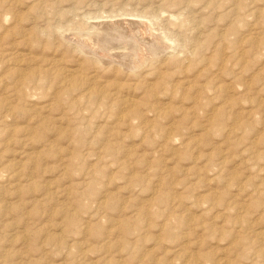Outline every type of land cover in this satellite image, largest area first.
Instances as JSON below:
<instances>
[{
    "label": "rangeland",
    "instance_id": "374dc122",
    "mask_svg": "<svg viewBox=\"0 0 264 264\" xmlns=\"http://www.w3.org/2000/svg\"><path fill=\"white\" fill-rule=\"evenodd\" d=\"M47 1L0 0V264H264V0ZM122 19L160 57L75 41Z\"/></svg>",
    "mask_w": 264,
    "mask_h": 264
},
{
    "label": "bare ground",
    "instance_id": "6f19581e",
    "mask_svg": "<svg viewBox=\"0 0 264 264\" xmlns=\"http://www.w3.org/2000/svg\"><path fill=\"white\" fill-rule=\"evenodd\" d=\"M39 1V0H38ZM47 1V0H46ZM213 1V0H212ZM224 1V0H223ZM48 2V1H47ZM229 2H231V1H229ZM234 2V1H233ZM238 2H241V0L240 1H238ZM49 3V2H48ZM177 3V2H176ZM230 4H232V3H230ZM239 4V3H238ZM243 4V3H242ZM38 5V4H37ZM36 5V6H37ZM51 5V4H50ZM161 5H162V3H161ZM186 5V4H185ZM234 5V4H233ZM237 5V4H236ZM42 6V5H41ZM171 6V5H170ZM169 6V7H170ZM177 6V5H176ZM191 6V5H190ZM229 6V5H228ZM47 7V6H46ZM246 7V6H245ZM178 8V7H177ZM249 8V7H248ZM41 9V8H40ZM144 9V8H143ZM215 9V8H214ZM235 9V8H234ZM238 9V8H237ZM239 9H240V7H239ZM242 9V8H241ZM186 10V9H185ZM216 10V9H215ZM147 13H146V12ZM156 11L157 10H154V9H152V8H150V6H149V8H147V9H145L144 10V12L146 13V14H152V13H156ZM201 11V10H200ZM230 11V10H229ZM233 11H235V10H233ZM39 12V11H38ZM184 12V11H183ZM254 12V11H253ZM252 12V13H253ZM103 13V12H102ZM124 13H127V12H124ZM134 13V14H133ZM231 13V12H230ZM236 13V12H235ZM251 13V12H250ZM249 13V14H250ZM123 14V13H122ZM121 14V15H122ZM129 14V13H128ZM132 14L134 15V16H136V18H142L143 16H141L142 14L140 13V14H135V12H132ZM161 14H163V13H161ZM79 15H80V13H79ZM120 15V16H121ZM125 15V14H124ZM154 15V14H153ZM178 15V14H177ZM253 15V14H252ZM114 16V15H113ZM129 16H131V12H130V15ZM150 16V15H149ZM161 16V15H160ZM173 16V15H172ZM220 16V15H219ZM250 16V15H249ZM248 16V17H249ZM109 17V16H108ZM117 17H118V15H117ZM122 17V16H121ZM148 17V16H147ZM153 18L155 17V16H152ZM124 18V17H123ZM144 18V17H143ZM175 18V17H174ZM234 18V17H233ZM41 19V18H40ZM118 19V18H117ZM145 19V18H144ZM158 19V18H157ZM178 19V18H177ZM185 19V18H184ZM191 19V18H190ZM192 19H194V18H192ZM31 20V19H30ZM122 20H124V19H122ZM130 20V19H129ZM136 20V19H135ZM163 20V19H162ZM180 20V19H179ZM200 20V19H199ZM231 20V19H230ZM238 20V19H237ZM236 20V21H237ZM108 21H110V20H108ZM137 21V20H136ZM141 21V20H140ZM155 21V20H154ZM188 21V20H187ZM193 21V20H192ZM246 21V20H245ZM152 22V21H151ZM159 22V21H158ZM163 22V21H162ZM168 22V21H167ZM238 22H239V20H238ZM153 23V22H152ZM192 23H194V22H192ZM206 23V22H205ZM244 23V22H243ZM146 24H147V22H146ZM150 24V23H149ZM159 24V23H158ZM162 24V23H161ZM190 24V23H189ZM46 25H47V23H46ZM143 26V30H141L140 29V27H138V26ZM148 25V24H147ZM153 25V24H152ZM151 24H150V28H151V26H152ZM207 25V24H206ZM154 26V25H153ZM165 26V25H164ZM137 27V28H136ZM157 27V26H156ZM161 27V26H160ZM153 28V27H152ZM158 28V27H157ZM185 28V27H184ZM135 29H140V30H138L137 32H134L135 31ZM154 29V28H153ZM166 29V28H165ZM217 29V28H216ZM230 29H232V28H230ZM25 30V29H24ZM23 30V31H24ZM35 30V29H34ZM44 31V30H43ZM83 31V30H82ZM150 30H148V27H146L145 26V23H136V22H130V21H120V22H113L112 23V21L111 22H109V23H107V24H97L96 26L94 25V26H89V27H87V28H85V30H84V33H81V34H79V35H76V38H75V41L77 42V44H79V46L80 47H82V50H84V51H87L88 50V54H93V55H95V61H96V63L98 62V63H101L102 64V62H104V61H107V62H109L110 61V63H111V61L112 62H116L117 63V66H118V64H120L121 66H123V65H126L127 66V68L128 67H133L134 69H138L139 68V66L140 65H142L143 63H142V60H144V57H145V55L147 56V58H145L146 59V61H152L153 60V58L154 59H156V58H158V57H160V55H159V53H161L160 52V50L159 49H161L162 48V46L160 47V44L162 45V43L161 42H165V40L167 41V40H169L168 39V37L166 36H164L165 35V33H164V35H162V38H160V40H159V38H157V37H155V40H156V42H152L151 41V36H150V32H149ZM172 31V30H171ZM213 31V30H212ZM226 31H227V29H226ZM237 31V30H236ZM156 32V31H155ZM20 33V32H19ZM24 33V32H23ZM34 33V32H33ZM153 33V32H152ZM190 33V32H189ZM224 33V32H223ZM44 34H46V33H44ZM166 34H168V33H166ZM172 34V33H171ZM207 35V34H206ZM219 36V35H218ZM111 37H113L112 39V41L111 42H108V45L109 46H107V41H108V38H110L111 39ZM235 37V36H234ZM245 37V36H244ZM243 37V38H244ZM198 38V37H197ZM228 38V37H227ZM242 38V40H244ZM247 38V37H246ZM173 39H175V38H173ZM241 39V38H240ZM205 40V39H204ZM241 40V41H242ZM175 41V40H174ZM202 41V40H201ZM220 41V40H219ZM222 41H224V39H222ZM241 41H239V42H241ZM172 42V41H171ZM170 42V43H171ZM238 42V43H239ZM167 43H168V41H167ZM178 43V42H177ZM248 43V42H247ZM76 44V43H75ZM76 44V45H77ZM169 44V43H168ZM216 44H218V43H216ZM225 44V43H224ZM240 44V43H239ZM252 44V43H251ZM105 45H106V47H108V48H106L105 47ZM173 45V44H172ZM197 45V44H196ZM196 45H195V47H196ZM234 45V44H233ZM166 46H168V45H166ZM216 46V45H215ZM238 46V45H237ZM240 46V45H239ZM238 46V47H239ZM181 47V46H180ZM179 47V48H180ZM217 47V46H216ZM232 47V46H231ZM253 47V46H252ZM218 48V47H217ZM230 48V47H229ZM233 48V47H232ZM234 48H236V47H234ZM79 49V48H78ZM231 49V48H230ZM240 49V48H239ZM238 49V50H239ZM173 50V49H172ZM221 50H223V49H221ZM228 50V49H227ZM232 50V49H231ZM216 51V50H215ZM214 51V52H215ZM237 51V50H236ZM240 51H243L242 50V48H241V50ZM182 52H183V50H182ZM200 51H198V53H199ZM210 52V51H209ZM234 52V51H233ZM239 52V51H238ZM238 52H236V53H238ZM78 53V52H77ZM81 53V52H80ZM83 53V52H82ZM86 53V52H85ZM197 53V52H196ZM219 53V52H218ZM235 53V52H234ZM247 53V52H246ZM84 54V53H83ZM209 54V53H208ZM226 54H227V52H226ZM159 55V56H158ZM190 55V54H189ZM188 55V56H189ZM220 55V54H219ZM91 56V55H90ZM158 56V57H157ZM194 56V55H193ZM233 56H234V54H233ZM237 56V55H236ZM81 57V56H80ZM94 57V56H93ZM156 57V58H155ZM191 57V56H190ZM226 57V56H225ZM229 57V56H228ZM21 58V57H20ZM85 58V57H84ZM86 58H88V57H86ZM169 58V57H168ZM208 58V57H207ZM91 59V58H90ZM173 59V58H172ZM200 59V58H199ZM165 60H166V58H161V59H157V62H159L160 61V63L161 64H164L165 63ZM169 59H167V61H168ZM228 60V59H227ZM145 61V62H146ZM180 61V60H179ZM178 61V62H179ZM93 62V61H92ZM171 62V61H170ZM185 62V61H184ZM188 62V61H187ZM238 62H239V60H238ZM109 63V64H110ZM113 63V66L115 65ZM173 63L174 64H176L174 61H173ZM172 63V64H173ZM179 63H181V62H179ZM107 64V63H106ZM171 64V65H172ZM166 65H168L167 64V62H166ZM186 65V64H185ZM157 66V65H156ZM165 66V65H164ZM80 67V66H79ZM116 67V66H115ZM180 67V66H179ZM197 67V66H196ZM202 67V66H201ZM207 67V66H206ZM239 67V66H238ZM169 68H171V67H169ZM181 68V67H180ZM118 69V68H117ZM144 69H147V68H144ZM205 69V68H204ZM240 69V68H239ZM245 69V68H244ZM118 70H120L121 71V69L119 68ZM168 70V69H167ZM73 71H76V69L74 70L73 69ZM95 71V70H94ZM241 71V70H240ZM164 72V71H163ZM74 73V72H73ZM140 73H142V71L140 72ZM158 73V72H157ZM167 73V72H166ZM239 73V72H238ZM68 74V73H67ZM72 74V73H71ZM200 74V73H199ZM206 74V73H205ZM127 75V74H126ZM153 75V74H152ZM159 75H161V74H159ZM96 77H97V75H96ZM164 77V76H163ZM162 78V77H161ZM161 78L159 79V80H161ZM238 78V77H237ZM235 79V78H234ZM88 80V79H87ZM90 80V79H89ZM144 80V79H143ZM162 80H163V78H162ZM164 80H165V78H164ZM147 82V81H146ZM236 82V81H235ZM139 83V82H138ZM115 85V84H114ZM160 85V84H159ZM89 87V86H88ZM143 87V86H142ZM200 87V86H199ZM206 87V86H205ZM208 87V86H207ZM218 87V86H217ZM124 88V87H123ZM202 88H203V86H202ZM70 89H72V88H70ZM78 89V88H77ZM201 89V88H200ZM95 89H93V91H94ZM148 90V89H147ZM199 90V89H198ZM197 90V91H198ZM206 90H207V88H206ZM221 90V89H220ZM91 91V90H90ZM98 91V90H97ZM122 91V90H121ZM216 91V90H215ZM81 92V91H80ZM219 92V91H218ZM153 93V92H152ZM198 93V92H197ZM65 94V93H64ZM87 94V93H86ZM114 95V94H113ZM115 95H117V94H115ZM84 96H85V94H84ZM84 96H82V97H84ZM120 96V95H119ZM81 97V98H82ZM116 97V96H115ZM242 97V96H241ZM99 98V97H98ZM102 98V97H101ZM118 98V97H117ZM59 99V98H58ZM78 99V98H77ZM107 99V98H106ZM208 99V98H207ZM74 100V99H73ZM117 100V99H116ZM125 100V99H124ZM120 101H123V100H121L120 99ZM73 102V101H72ZM126 102V100L123 102V103H125ZM130 102V101H129ZM112 103H113V101H112ZM111 103V104H112ZM234 103V102H233ZM237 103V102H236ZM128 104V103H127ZM135 104V103H134ZM225 104H227V103H225ZM229 104V103H228ZM211 105V104H210ZM231 105V104H230ZM138 106V105H137ZM130 107H132V106H130ZM136 109V108H135ZM144 109V108H143ZM147 113L149 114H152V115H154V116H158V114H159V112L157 113V108L154 106V105H151V104H149L148 103V107H147ZM131 111V110H130ZM141 111V110H140ZM138 109H136V111H132V112H129L130 113V118L127 120L128 121V123L129 122H133V121H137L138 123H144V122H147L148 121V119H146L147 117V114H145V115H143L142 114V111L140 112ZM123 115V114H122ZM125 115V114H124ZM214 115V114H213ZM217 116V115H216ZM215 117V116H214ZM159 118V117H158ZM157 118V119H158ZM126 119V118H125ZM216 119V118H215ZM117 120V119H116ZM119 120H120V118H119ZM208 121V120H207ZM124 122V121H123ZM126 122V121H125ZM214 122V121H213ZM127 123V122H126ZM219 123V122H218ZM129 124H131V123H129ZM145 124V123H144ZM132 125V124H131ZM171 131V130H170ZM226 133V132H225ZM173 134L171 133V132H165V134H164V138H165V140H172L173 139V137L174 136H172ZM168 141V142H169ZM173 141V140H172ZM264 180V179H263ZM261 181V180H260ZM262 182V181H261ZM264 182V181H263ZM253 183V182H252ZM255 189V188H254ZM253 190V189H252ZM262 192V191H261ZM253 193V192H252ZM251 194V193H250ZM254 194H257V193H254ZM262 194V193H261ZM247 196H248V194H247ZM251 196H253V195H251ZM260 196V195H259ZM258 196V197H259ZM257 197V196H256ZM261 197V196H260ZM252 198V197H251ZM256 201V200H255ZM251 202V201H250ZM259 204V203H258ZM244 205V204H243ZM264 207V206H263ZM249 210V209H248ZM264 211V210H263ZM255 212V211H254ZM263 213V212H262ZM248 215V214H247ZM261 215V214H260ZM255 216H256V214H255ZM258 217H259V215H258ZM248 218V217H247ZM255 218V217H254ZM263 218V217H262ZM252 219V218H251ZM259 219V218H258ZM264 219V218H263ZM243 221V220H242ZM263 222V221H262ZM251 223V222H250ZM239 224V223H238ZM247 225V224H246ZM261 225V224H260ZM240 227V226H239ZM241 228V227H240ZM234 229V228H233ZM249 229V228H248ZM252 229H253V227H252ZM251 229V230H252ZM260 229V228H259ZM254 230V229H253ZM236 231V230H235ZM241 231H244V230H242L241 229ZM239 232H240V230H239ZM238 232V233H239ZM245 232H246V230H245ZM253 232V231H252ZM244 233V232H243ZM254 233V232H253ZM256 235H257V237H259V238H262V239H264V230L263 231H258L257 233H256ZM255 235V236H256ZM240 236V235H239ZM244 247V246H243ZM243 249V248H242ZM249 252V251H248ZM248 252H246V254L248 253ZM247 255H250V252H249V254H247ZM260 255V254H259ZM244 256H246V255H244ZM256 258H258V257H256ZM263 258V257H262ZM242 259V258H241ZM258 259H260V258H258ZM258 259H256V260H258ZM244 260H246V258H244ZM249 260V259H248ZM252 260V259H251ZM251 260H249L250 262H252ZM262 260V259H261ZM264 260V259H263ZM241 262H243V261H241ZM249 262V263H250ZM258 262H260V261H258ZM248 263V264H249ZM253 263V262H252ZM228 264V263H227ZM257 264H259V263H257Z\"/></svg>",
    "mask_w": 264,
    "mask_h": 264
}]
</instances>
